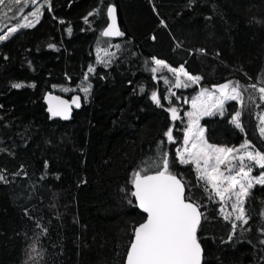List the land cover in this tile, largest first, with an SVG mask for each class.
<instances>
[{
	"label": "trees",
	"instance_id": "16d2710c",
	"mask_svg": "<svg viewBox=\"0 0 264 264\" xmlns=\"http://www.w3.org/2000/svg\"><path fill=\"white\" fill-rule=\"evenodd\" d=\"M111 5L123 33L117 39L102 34ZM112 51L111 62L99 61ZM153 58L201 80L190 89L165 83L174 74L152 73ZM262 77L264 0H49L38 23L0 42V264H124L146 218L130 195L133 173L165 153L204 213L203 264H264V185L244 201L248 224L233 229L193 165L177 159L198 88ZM51 93L78 94L82 106L70 120L52 118L44 102ZM245 97L243 109L228 101L223 115L201 120L209 144L248 140L264 152V101L252 89ZM171 107H180V119L171 120ZM235 111L243 131L232 123Z\"/></svg>",
	"mask_w": 264,
	"mask_h": 264
},
{
	"label": "snow or ice",
	"instance_id": "6c2138e0",
	"mask_svg": "<svg viewBox=\"0 0 264 264\" xmlns=\"http://www.w3.org/2000/svg\"><path fill=\"white\" fill-rule=\"evenodd\" d=\"M9 4H27L28 0H8ZM32 5H37V0H31ZM43 0L35 11L28 15L35 20L28 22V16H24L26 21L23 24L13 26L8 33H14L18 27H33L39 22L38 12L43 7ZM5 5V0H0V6ZM50 8V4H49ZM9 11L12 9L9 7ZM108 16L112 17V24L102 33L104 36H121L115 22V8L108 7ZM91 15V13H90ZM69 33L71 29H68ZM8 33L0 35V40L8 38ZM51 47H54L51 46ZM107 55V52H105ZM101 63L110 61L100 60ZM155 66L150 68L152 73H157L160 69H167L173 73L175 79L169 81L164 78L165 83H172L174 87H189L201 80L200 76H194L186 71L183 65L172 67L165 61L153 58ZM94 71L93 68L88 69ZM186 77L181 80L180 77ZM87 79V77H85ZM190 82V83H189ZM24 85L14 83L12 87L21 88ZM34 87V85H31ZM90 85L82 88L87 94ZM252 89L259 93V99L264 101V77L259 83L241 85L239 81H227L214 88H201L200 94L192 100V111L187 113L189 123L187 125L184 138L183 151L177 150V159L182 164H192L197 172V179L203 181V191L209 193L208 199L213 196L225 203L231 201L228 207L236 213L235 220L243 224H248L245 216L244 200L249 195V189L254 184L264 185V172L258 176H252L253 167L258 166L264 169V152L256 150L248 140H245L239 147L216 146L209 144L204 139V129L200 126L199 120L203 116L213 114L223 115L224 105L227 101H238L241 109L245 106V94ZM141 91L143 89L141 88ZM49 99H59L49 97ZM151 99L159 106L160 98L153 92ZM167 99V97H165ZM249 102L253 101L251 94L247 95ZM80 97H73L71 104L80 107ZM169 103L171 101L169 100ZM71 104L68 101L59 100L58 105L50 107L49 111L53 116L60 115L64 119L70 116ZM171 113L173 120L178 119V112L175 107L167 109ZM241 111H235L232 116V123L241 131L244 130L241 123ZM260 134L264 136V118L260 120ZM169 142L174 140L172 131L165 132ZM243 150V151H242ZM252 162L245 164V160ZM233 161H238L234 164ZM146 161L133 173L131 183L134 191L130 193L138 202V207L146 213V218L133 230V240L130 242L129 250L126 254V264H201L202 249L197 237V231L204 213L201 212V205L198 199L191 194L190 188L187 190L181 178L170 169V161L165 153L158 162L151 164ZM221 165H225L222 170ZM155 169V171H153ZM235 169V171H234ZM227 173V174H226ZM234 173V174H233ZM4 177L0 176V180ZM221 212L225 208L221 207ZM226 220L231 218V212L225 214ZM237 225L232 224L235 229Z\"/></svg>",
	"mask_w": 264,
	"mask_h": 264
},
{
	"label": "rangeland",
	"instance_id": "374dc122",
	"mask_svg": "<svg viewBox=\"0 0 264 264\" xmlns=\"http://www.w3.org/2000/svg\"><path fill=\"white\" fill-rule=\"evenodd\" d=\"M43 0H37V5H32L31 3V0H28L27 4H24L22 3L21 5H15L14 3L13 4H9L8 0H5V5L4 6H0V35H3L5 33H8V30L13 27V26H17L18 24H23L25 23L26 21L24 20V16L27 15L28 16V22H31L33 20H35L34 17L28 15L30 12L32 11H35L36 10V7L39 6L40 3H42ZM49 2V0H47V3ZM47 3H43V7L45 5H47ZM9 7L12 9V11H9ZM43 7H40V10L39 12L37 13L38 16H39V19H40V16H41V10ZM36 24V23H35ZM20 28H28V27H18L17 30H19ZM11 34V33H8V35ZM3 41V40H0V42ZM115 58V51H112V52H107V55L105 53L101 54L99 56V61L100 60H104V61H112L113 59ZM109 63V62H108ZM158 74L160 73V70L157 72ZM160 79V77H159ZM158 79V80H159ZM181 80H186V77H183L181 76L180 77ZM190 83V82H189ZM194 85H198V83L196 84H191L190 83V86L189 87H183V89H190L192 88ZM200 90L201 88H198V91L197 93L189 100V103H188V107H187V110L184 112V116L185 118L187 119V125L189 123V117L187 116V113L188 112H191L192 111V100L194 98H196L199 94H200ZM73 95H75V93H72ZM71 94V95H72ZM228 102V101H227ZM177 109V112H178V116H179V119L182 117L181 115V109H179L180 107H175ZM212 116V115H211ZM205 117H208V116H203L200 118L199 120V124L201 122V120ZM261 118H264V113L263 115L261 116ZM261 120V119H260ZM261 126V125H260ZM187 129V128H186ZM186 129H185V133H184V138H185V134H186ZM260 129V127H259ZM184 138H183V142H184ZM264 138V136H263ZM205 139V137H204ZM182 142L181 144V147L179 150L183 151V148L185 147L184 143ZM243 151V150H242ZM234 164H238L239 162L238 161H233ZM252 162L248 161L247 159L245 160V164L246 165H250ZM194 167V166H193ZM225 168V165H221V169L223 170ZM196 171V170H195ZM235 171V169H234ZM262 172H264V169H260L258 166H255L253 167V170L251 172V175L252 176H258L260 175ZM197 174V172H196ZM227 174V173H226ZM234 174V173H233ZM198 175V174H197ZM255 185H260V184H254ZM253 186V187H254ZM252 187V188H253ZM251 188V189H252ZM249 189V191L251 190ZM218 202L220 203V206H219V212H220V215L224 218L225 214L228 213V212H231V218L228 219L227 221L231 222L232 224L235 223L236 225H242L243 223L240 222V221H236L235 220V216H236V213L234 211L231 210L230 207H228V205L231 204V201H226L225 203H222L219 201V198L218 197H215ZM246 199V198H245ZM245 201V200H244ZM244 206V205H243ZM221 207H224L225 208V212H221L220 209ZM225 219V218H224ZM226 220V219H225Z\"/></svg>",
	"mask_w": 264,
	"mask_h": 264
},
{
	"label": "water",
	"instance_id": "95a60500",
	"mask_svg": "<svg viewBox=\"0 0 264 264\" xmlns=\"http://www.w3.org/2000/svg\"><path fill=\"white\" fill-rule=\"evenodd\" d=\"M109 7H114V6L111 5V6H109ZM114 8H115V7H114ZM115 22H116V26L118 27L119 31L121 32L120 27H119V25H118V20H117V15H116V9H115ZM111 24H112V17L108 16V14H107V25H106V27L104 28L103 32H104V31L107 29V27L110 26ZM105 37H108V38H111V39H117V38H119L120 36L110 35V36H105ZM75 96H79V97H80V101H79V103H80V107H76L75 104H71V101H72L73 97H75ZM49 97H55V98H59V99H58V100H57V99H49ZM59 100L68 101V103L71 104V108H70V110H69V111H70V116H69L68 119H64V118H63L62 116H60V115L53 116L52 113L49 111V108H50V107H55V106L58 105ZM44 102H45L46 107H47V108H46L47 113H48L52 118H60V119H62V120H70L71 117H72L73 111H74V110H79V109L81 108V106H82V103H83L81 96L78 95V94L71 95L70 97L66 98V97H63V96H61V95L54 94V93L47 94V95L45 96ZM171 120L174 121V120L172 119V117H171ZM133 191H134V186H133ZM134 200H135V204H136L137 209H138L142 214H144L145 217H146L147 214L144 213V212L142 211V209H140V208L138 207V202H137V200H136L135 197H134ZM133 238H134V237H133ZM132 240H133V239H132ZM201 249H202V247H201ZM128 250H129V248H128ZM128 250H127V252H128ZM126 254H127V253H126ZM124 264H126V256H125V259H124ZM201 264H203V250H202Z\"/></svg>",
	"mask_w": 264,
	"mask_h": 264
},
{
	"label": "bare ground",
	"instance_id": "6f19581e",
	"mask_svg": "<svg viewBox=\"0 0 264 264\" xmlns=\"http://www.w3.org/2000/svg\"><path fill=\"white\" fill-rule=\"evenodd\" d=\"M122 36V35H121Z\"/></svg>",
	"mask_w": 264,
	"mask_h": 264
}]
</instances>
